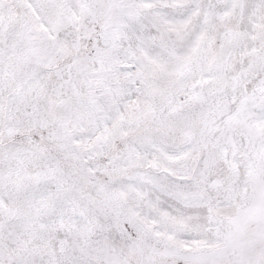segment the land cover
<instances>
[{
    "label": "snow or ice",
    "instance_id": "snow-or-ice-1",
    "mask_svg": "<svg viewBox=\"0 0 264 264\" xmlns=\"http://www.w3.org/2000/svg\"><path fill=\"white\" fill-rule=\"evenodd\" d=\"M0 264H264V0H0Z\"/></svg>",
    "mask_w": 264,
    "mask_h": 264
}]
</instances>
